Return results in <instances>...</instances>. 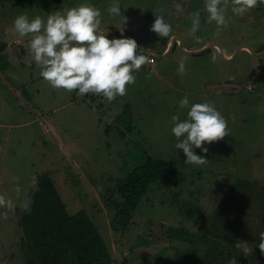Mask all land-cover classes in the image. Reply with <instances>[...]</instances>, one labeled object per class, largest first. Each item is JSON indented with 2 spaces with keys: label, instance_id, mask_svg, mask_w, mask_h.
<instances>
[{
  "label": "rangeland",
  "instance_id": "rangeland-1",
  "mask_svg": "<svg viewBox=\"0 0 264 264\" xmlns=\"http://www.w3.org/2000/svg\"><path fill=\"white\" fill-rule=\"evenodd\" d=\"M204 2L0 0V45L7 46L0 57V196L13 203L12 211L0 206V264H26L18 222L48 171L70 211L85 210L97 224L113 264H195L200 259L217 264L223 251L239 254L243 264H263L258 245L264 232V3L243 16L232 14L229 3V25L217 36L215 24L207 23ZM114 3L126 23L108 13ZM81 4L101 11L109 39L136 40L151 61L134 73L127 95L112 102L102 94L81 96L78 89L51 87L29 49L36 34L21 38L14 31L21 14L46 21ZM177 4L183 15L176 12ZM197 10L200 43L188 34L190 13ZM156 15L172 26L170 38L151 31ZM173 36L178 40L171 46ZM201 46L207 52L191 53ZM166 47L169 54L162 57ZM185 96L189 106L182 109ZM205 102L226 119L229 135L205 144L206 155L194 149L207 163L189 165L175 146L171 117L183 121L192 104ZM148 157L173 167L123 226L108 203L110 191ZM244 243L251 249L247 257Z\"/></svg>",
  "mask_w": 264,
  "mask_h": 264
},
{
  "label": "clouds",
  "instance_id": "clouds-1",
  "mask_svg": "<svg viewBox=\"0 0 264 264\" xmlns=\"http://www.w3.org/2000/svg\"><path fill=\"white\" fill-rule=\"evenodd\" d=\"M229 3L232 14L243 16L264 3V0H205L207 23L215 24L217 36L229 25V18L225 15ZM175 8L177 13L184 14L181 5L177 4ZM107 11L113 17H121L123 23L127 22L118 3L109 6ZM190 16L188 34L196 43H200L201 38L196 33L200 30L201 12L197 10ZM14 31L21 38L36 34L29 43V49L33 61L41 70V77L51 87L69 92L78 89L77 94L81 96L102 94L108 102L116 100L118 96L124 97L128 86L135 84L134 73L151 63L148 55L138 50L136 40L109 39L102 28L101 11L89 4L70 8L64 14H50L46 21L40 16L30 20L27 15L21 14L14 20ZM151 31L162 39L170 38L173 33L172 26L161 15L155 16ZM178 71L181 75L185 72L183 60ZM188 106L189 99L185 96L180 101V108ZM171 120L174 122L171 132L178 141L175 146L182 150L186 157L184 162L189 165L202 166L207 163V159L197 155L194 149H201L206 155L208 148L204 147L205 144L222 141L229 135L226 119L208 102L192 104L187 119L183 121L178 115H173ZM5 205L8 211L13 210L12 200L5 201L0 196V206ZM26 211L30 212V208H26ZM259 239L258 247L264 255V232ZM244 244L242 252L247 257L251 249L247 243ZM228 264H237V259L233 257Z\"/></svg>",
  "mask_w": 264,
  "mask_h": 264
},
{
  "label": "trees",
  "instance_id": "trees-1",
  "mask_svg": "<svg viewBox=\"0 0 264 264\" xmlns=\"http://www.w3.org/2000/svg\"><path fill=\"white\" fill-rule=\"evenodd\" d=\"M6 49V45H0V57ZM172 167V162L148 157L110 191L108 203L123 226L132 221L134 212L150 187ZM51 175L49 171L41 175L38 187L23 206L19 218L21 248L26 264H113L110 249L97 224L85 210L70 211ZM26 208H30V212ZM207 232L210 233L207 230L205 234ZM227 239L230 238L225 237L224 241L229 243ZM237 243L236 236L232 242L235 252L240 250ZM226 244L223 245L225 249ZM233 257L237 259V264H243L240 255L233 251H223L222 257L219 260L217 257L216 261L217 264H228ZM195 264L206 263L200 259ZM245 264L249 263L246 261Z\"/></svg>",
  "mask_w": 264,
  "mask_h": 264
},
{
  "label": "crops",
  "instance_id": "crops-1",
  "mask_svg": "<svg viewBox=\"0 0 264 264\" xmlns=\"http://www.w3.org/2000/svg\"><path fill=\"white\" fill-rule=\"evenodd\" d=\"M178 40V38L176 37V36H173L172 37V39H171V41H170V45L172 46L173 45V43H175L176 41ZM167 45V44H166ZM202 48H203V46H201V47H197V48H193V49H191V51H199V50H202ZM141 51V50H140ZM142 51H144V50H142ZM163 56L162 57H164V56H166L167 54H169V50H167V47L164 49V51L161 53ZM225 57L226 58H229V57H231V54H228V53H226L225 54ZM225 82V84H228V80H226V81H224ZM226 86V85H225Z\"/></svg>",
  "mask_w": 264,
  "mask_h": 264
},
{
  "label": "water",
  "instance_id": "water-1",
  "mask_svg": "<svg viewBox=\"0 0 264 264\" xmlns=\"http://www.w3.org/2000/svg\"><path fill=\"white\" fill-rule=\"evenodd\" d=\"M206 49H202V50H199V51H191V53H193V54H200V53H202V52H204Z\"/></svg>",
  "mask_w": 264,
  "mask_h": 264
}]
</instances>
